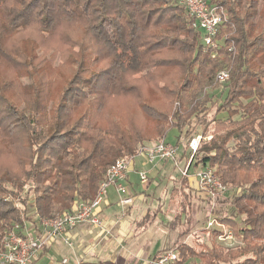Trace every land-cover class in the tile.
Listing matches in <instances>:
<instances>
[{"label": "trees", "instance_id": "16d2710c", "mask_svg": "<svg viewBox=\"0 0 264 264\" xmlns=\"http://www.w3.org/2000/svg\"><path fill=\"white\" fill-rule=\"evenodd\" d=\"M242 2L211 0L212 5L225 11L224 27L233 26L231 35L236 49L234 56H228L225 61L231 68L229 88L222 108L215 111L211 120L215 125L214 136L207 141L200 140L194 154L195 165L216 167L218 180L233 192L205 201L204 229L208 205L213 201L212 218L231 229L241 246L223 248L212 242L210 247L198 249L181 242L182 237L200 224L190 217L189 226L173 244L178 255L174 264H185L189 259H199L198 264H264V40L250 41L258 28L264 29V4L256 0L248 4L241 19L235 8L244 10ZM255 17L256 24L250 22ZM79 27L83 34L91 36L97 52L112 57L103 71L109 77L108 99L129 97L135 92L128 84L130 75L144 73L141 76L144 78L150 75L151 69L153 72L174 66L184 74L193 75L192 80L203 86L206 80L214 78L219 66L218 58H210L209 50L200 43V34L191 27L188 14L174 0H0V65L12 71L15 79L16 68L26 69L33 63L35 56L25 54L14 44L17 31L29 28L45 36L57 35L60 44L77 46L80 53L84 47L73 44V40L74 43L78 40L72 33ZM223 31L221 28L220 35ZM220 53L229 55L224 50ZM79 65L82 66L81 61ZM151 76L158 81L161 78V75ZM9 78L0 77V100L4 103L7 100L4 88ZM149 81L153 88H158L153 79ZM88 82H82L85 90H77L80 83H73L76 88H66L57 102L50 97L41 106L35 104L31 118L26 120L19 115L18 120L10 121L11 132V127L20 129L18 135L12 134V139L0 127V146L19 140L23 150L17 157L18 163L28 166V171L21 168L15 172H2L0 168V238L13 222L20 220L13 202L4 200L6 186L18 190L25 182L35 186L36 212L50 218L72 210L80 201L92 200L105 171L117 159L136 156L139 146L159 142L172 129L183 132L185 124H181V116L175 113L168 123L155 110V105L141 102L143 97L138 92L133 98L148 131L141 122L137 125H123L113 120L104 123L101 115L106 105L104 108L96 98L98 91L93 80L90 85ZM71 92L76 97L67 106L65 98ZM48 103L55 106L48 108ZM222 110L226 118L215 119ZM195 111L188 112L190 131L199 125ZM82 118L89 120V125L80 126L78 122ZM76 126L81 132L73 130ZM216 126L218 131H224L223 135L217 136ZM203 128L202 136H205L207 127ZM252 176L256 180L250 184ZM21 203L25 206L26 200L21 199ZM179 219L180 215H176L171 226L178 225ZM206 230L214 238L221 233L219 227Z\"/></svg>", "mask_w": 264, "mask_h": 264}, {"label": "rangeland", "instance_id": "374dc122", "mask_svg": "<svg viewBox=\"0 0 264 264\" xmlns=\"http://www.w3.org/2000/svg\"><path fill=\"white\" fill-rule=\"evenodd\" d=\"M208 2L211 3V0H208ZM256 2L261 5L264 4V0H256ZM250 3L254 4L255 0H243L242 7L244 10H240V8L238 7L235 8L236 13L241 19L244 17V11L248 10V4ZM257 19V17L251 18L250 22L256 24ZM223 30L224 31L222 35H220L221 38L227 37L228 40H234L231 35V31H234L233 26H230L229 28H225ZM72 33L75 36V40H78V42L76 43H74L73 40V44L84 47V49L81 50L80 53L77 46H67L65 44H60L57 35L56 37L45 36L34 28L19 30L15 34L14 44H16V46L20 50L25 52V54L35 56L36 59L33 60V63L26 69L19 67L16 68L15 72L18 74V77L15 79L13 76L14 73L12 71L7 70L5 69V67L0 65V77L2 75H7L10 77L6 81L7 88H4L6 92L4 93V95L7 97L6 103H4L5 101L2 102L0 100V127H2L6 135H8L9 137L11 136V139L13 138L12 134L15 135L17 133L18 135V131L20 129H17V127H11V132L9 126L10 121L12 122L13 120H18L17 118H19V115L23 116L27 120L28 118L32 117V110L34 109L35 104L37 106H41V104H43L44 101L50 97L56 98L54 102H57V100H59L58 97L63 96L66 88H76L74 87L73 83H80L77 90H85L83 88L82 82L89 81L87 85H90L92 83V80L93 84L96 85L98 91V96H96V98L103 103L104 108L106 105V108L105 110H103L101 115V119H104V123L113 120L116 122H120L121 124L123 123V125L132 123L137 125L139 122H141V126L144 128V130L148 131L149 128L143 121V115H141L139 112L140 107L136 105V102L133 98L134 94L138 92V94H141V96L143 97V101L141 102L147 101V103L155 105V110L161 112V114L167 118L168 123H170V118H173L175 113L178 116L182 117L181 124H185V127L183 132L179 135L180 138H182L180 144L183 149H186L185 142H187V140H189L191 137H194L195 135L202 136V131L204 129L203 127H207L205 128L207 129V131L203 135L212 137L211 135L214 134L215 125H213L211 120H213L214 118L215 111H219V109L222 108L221 103L224 102L227 95L226 90H220L222 85L214 83V78L206 80L203 83L204 85L202 86L201 84H197V81L192 80L195 78L193 75L184 74L183 72H181V69L179 70L177 68H174V66H169L166 69H156L153 72V69H151L150 75H146L144 78L141 77L144 73L135 74L132 76L130 75V81L128 84L129 86H132L131 90L134 89L135 92L132 91L129 97L122 98L118 96L108 99L106 98V94L108 92V90L106 89L108 88L107 78L109 77L103 71L107 67V63L110 62L112 57L107 58L104 57L103 53L97 52L95 42L91 40V36L83 34L81 27H79L76 31H72ZM81 37L83 39V42L80 39ZM259 38H262L264 40V29L260 31V28H258L254 33L253 39H251L250 41L255 43ZM200 43H202L201 40ZM89 49H92L91 53H89ZM228 56L229 55L222 54L218 57L217 61L219 66L217 70L228 65L227 63H225L226 59H228ZM75 60H77V62H75ZM79 61L82 62V66L79 65ZM195 67H197V65H195ZM80 68H82L83 70H81ZM160 71L162 72V74L157 73ZM151 74L161 75V78L158 81L155 78H152ZM149 79H153L157 83L158 88H153ZM224 87L225 85L223 86V89ZM226 88H229V82H227ZM85 94L91 95L90 93ZM173 94H175L174 97ZM11 95L15 97L12 98ZM75 97L76 96L74 95V93L71 92V94H69L67 98H65V104H67V106L71 105ZM206 100L208 102L207 104ZM54 106L55 104L51 103L48 105V108H53ZM94 106L96 107V105ZM195 106L199 108L197 109V111H195ZM63 109L65 110L64 113H66V108L64 107ZM203 109L205 110L203 111ZM192 111H195L194 115L197 117V124L199 125L196 126L195 129L190 131V127H192V125L190 126V124L188 123L189 121L187 122V120L189 117L188 112ZM64 113H62L61 115L64 116ZM88 114L90 115V112H88ZM218 114L219 115H217L215 119L226 118L223 110ZM192 120L194 121L195 118H192ZM78 124L82 127H85L89 125V120H86L84 118L79 119ZM167 126L168 124H166L163 128H166ZM219 128L221 130H224L220 126ZM73 130L81 132L80 128L78 129V126L73 127ZM187 130L188 133L186 134L185 132ZM216 134L217 136L223 135L224 131H218L216 126ZM177 136L178 131L176 129L170 130L168 132L167 142L174 146L177 145ZM229 144H232V141ZM22 150L23 146H21L19 140L13 142L12 145L7 142L0 146V168H2V172H15L21 168L22 170L28 171V166L26 164L19 165L18 163L17 157L21 154ZM181 150L182 148L179 146V154ZM83 156H86V154H84ZM213 169L215 171L216 167ZM255 180L256 179H254V177L252 176L249 180V183L252 184L253 182H255ZM152 181L153 180L148 178L146 183L147 186H150L152 184ZM146 184H140V188L144 190ZM23 185L24 187L21 190L11 189V187L6 186L8 191L5 194L3 193L4 200H9L8 202H12L15 199H19L20 201L21 199H35V186L29 184L28 182H25ZM45 185H47V183ZM183 189L185 190V188ZM166 192V190L163 191V193ZM231 193L232 192L230 191V193L228 194ZM157 194L156 196H158L159 198L161 197L162 192L160 195L159 193ZM188 194L190 196L189 198L191 199L192 193L189 191ZM179 197L180 196L176 194L174 198H171L172 201L170 203V206L165 211V213L169 214V216H172L180 210ZM193 199L196 202L195 208L197 219L200 224L196 227L195 232L188 237V243L191 242L192 244H197V242H199L198 247H209L211 243L214 242V239L211 233L203 227V212L205 205L201 203V200H199L198 197L195 196L193 197ZM220 244L225 245L226 243L220 241ZM235 245L236 246H234V244H227L226 247L223 248L239 247L241 246L240 241H237V244ZM58 256L55 257V261L53 264H60L61 258H59ZM47 261H49L48 257H46V260L42 264H46ZM195 262V260H189L187 264H195Z\"/></svg>", "mask_w": 264, "mask_h": 264}, {"label": "crops", "instance_id": "0c3cea01", "mask_svg": "<svg viewBox=\"0 0 264 264\" xmlns=\"http://www.w3.org/2000/svg\"><path fill=\"white\" fill-rule=\"evenodd\" d=\"M179 134L178 132L176 142L182 150L178 154V162L183 169L188 153L180 144L182 138ZM167 139L168 133L164 137L165 142ZM151 144L153 142H146L143 145L150 146ZM198 167L200 166L195 165V162L192 163L189 168L190 177L185 178L178 173L169 160L156 159L153 163H149L146 153L137 154L131 162L126 181L122 183L124 191L118 192L114 186L108 189L107 196L99 208L103 221L102 226L78 225L67 233L72 243L71 247L61 241H56L41 251L32 264H42L46 257L49 258L46 264H53L58 255L61 258L60 264H147L163 250L173 249V244L180 232L189 226V218L198 220L196 202L193 197H198L204 205L205 201L210 199L197 189L192 174ZM139 172H145L147 180L148 178L153 180L150 186L140 181ZM140 184H146L144 190L140 188ZM186 188L192 193L191 199ZM165 190L167 192L163 193ZM161 192L162 195L158 198L156 194L160 195ZM176 194L180 196V210L169 216L165 211L170 206L171 198H174ZM127 198L131 199L129 204L120 203L122 199ZM212 204L214 205L213 201L208 205L205 228L208 218L214 219L211 214ZM176 215H180L179 223L171 226ZM217 223L219 224V221ZM219 225L232 232L224 224ZM214 227L218 228L217 225ZM219 228L221 233L216 238L211 234L214 243L218 246L221 245L219 237L223 232L222 228ZM195 229L188 232L180 241L200 249L202 246L198 247L199 242L197 244L188 243V237L195 232ZM233 237L235 238L233 242L227 241L220 247H226L227 244L236 246L235 244L240 240ZM64 260L65 263H63ZM189 260H195V264L200 263L199 259Z\"/></svg>", "mask_w": 264, "mask_h": 264}, {"label": "built area", "instance_id": "2783aa9c", "mask_svg": "<svg viewBox=\"0 0 264 264\" xmlns=\"http://www.w3.org/2000/svg\"><path fill=\"white\" fill-rule=\"evenodd\" d=\"M174 1L190 17L191 27L200 34L201 44L209 50L210 58L217 59L223 54L220 53L221 50L227 51L230 57L234 56L236 49L234 40L220 37V30L225 28L223 24L226 22L224 9L212 5L208 0ZM230 72V66L226 65L215 73L214 83L222 85L220 90H226ZM210 138V136L195 135L187 140L185 147L188 157L183 169L178 162L179 146L165 142L164 138L151 146H140L137 154L146 153L149 163H153L156 159L169 160L182 177L189 178V168L195 162L194 154L198 150L200 140L206 141ZM134 157H121L107 168L104 178L99 184V190L92 200L80 201L72 210L64 211L53 217L38 215L34 207V198L26 200L25 206L19 199L13 200L14 207L19 210L20 220L13 222L10 229L0 238V264H32L41 251L56 241H61L71 247L72 243L68 239L67 233L74 230L78 225L88 224L93 227H101L103 221L100 217L99 208L106 198L110 186H114L118 192L124 191L122 183L127 179L129 167ZM198 166L200 167L196 168L192 175L199 192L211 199L230 193L227 187L221 184L215 176L213 168L207 165ZM139 178L142 183H147L145 172H139ZM130 201L131 199L127 198L122 199L120 203L129 204ZM214 225L223 230L219 237L221 241L233 242L234 235L230 230L224 229L216 220L208 218L206 228ZM177 260V252L173 249H167L147 264H174ZM65 262L64 260L63 263Z\"/></svg>", "mask_w": 264, "mask_h": 264}]
</instances>
